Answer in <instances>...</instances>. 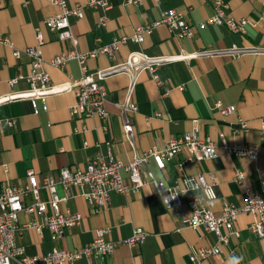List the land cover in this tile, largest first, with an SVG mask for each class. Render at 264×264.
<instances>
[{"label":"crops","instance_id":"crops-1","mask_svg":"<svg viewBox=\"0 0 264 264\" xmlns=\"http://www.w3.org/2000/svg\"><path fill=\"white\" fill-rule=\"evenodd\" d=\"M107 1L109 7L105 9L89 7L86 0H67L70 7L82 5V17H69L81 51L93 48L97 43L96 37L100 43H108L115 37L129 36L137 25L157 21L161 12L167 9L182 12L192 24L213 13L210 0H140L129 4L125 0ZM224 1L228 4V14L252 19L256 24L247 25L244 33L232 32L223 25H207L196 28L193 37L180 39L164 24H158L141 43L127 39L121 44L116 60L105 55L88 59V71L124 61L131 51L136 50L159 57L205 48L264 46V0ZM55 12L56 7L47 0H0V31L8 35L14 47L20 50L18 56H13L10 48L0 44V96L11 91H25L28 86L21 78L10 89L7 79L29 73L30 57L23 49L37 43L34 27H39L43 34L44 41L40 47L52 84H63L80 76L76 59H70L61 68L49 63L51 58L71 48L68 40H58L56 32L43 23ZM100 15L106 16V23L97 29ZM156 74L169 87L166 94L162 95L163 86L155 83L149 71L142 70L137 74L132 92L137 110L131 114L134 146L124 137L118 106L130 81L126 72L113 73L104 79V106L109 114L106 120L71 116L70 107L75 101L72 89L49 95L46 98L47 109L37 114L33 113L27 98H12L0 103V185L4 181L23 183L30 170L40 181L43 174L56 172L59 167L84 166L97 145L104 152L109 148L122 163L132 159L134 150L143 152L151 147L163 148L171 137L180 136L185 131L194 130L202 137L208 136L219 146L216 157L189 161L183 166L179 163L185 152L166 159L163 168L150 158L142 171L146 184L141 190L127 196L111 192L107 204L98 213H92L85 198L77 194L86 187L72 188L75 195L62 202L60 208L62 211L79 212L80 222L66 227L57 242L50 239L46 228L41 234L30 227L22 228L16 234V243L26 254H42L53 246L66 249L80 247L90 241L95 229L100 227L108 228L106 238L112 241L125 239L135 227H141L147 234L138 245L120 244L111 255L82 257L74 264H225L232 254L243 256V264H264V237L250 231L253 217L245 212L238 214L235 221L238 235L230 236L229 242L222 245L219 256L206 257L199 263L191 262L188 257L191 247H210L216 242V235L203 227L195 230L184 225L183 219L189 215L185 199L180 206L167 208L151 182V177H156L158 181L171 185L183 174L213 175L216 211L223 201L237 205L244 202L243 185L234 178L237 170L243 173L247 184L258 188L259 179L264 178V140L259 132L264 125V51L175 59L159 65ZM218 100L225 106L234 105L235 111L221 114L215 107ZM39 104L41 106V101ZM238 118L246 121L247 130L239 129ZM219 132L224 133L230 144L257 145L255 160L226 153L220 147ZM122 174L127 175L124 170ZM57 192L64 195L60 186H57ZM188 194L195 193L190 191ZM46 196L42 189L41 197ZM32 218V214L21 211L18 224Z\"/></svg>","mask_w":264,"mask_h":264},{"label":"built area","instance_id":"built-area-1","mask_svg":"<svg viewBox=\"0 0 264 264\" xmlns=\"http://www.w3.org/2000/svg\"><path fill=\"white\" fill-rule=\"evenodd\" d=\"M56 7V12L43 20L44 25L51 31L56 32L60 41L68 40L71 48L54 56L50 59V65L61 68L65 66L70 59H76L80 71L78 78H71L69 82L63 84H52L49 73L44 67V57L40 45L44 38L39 27H34V35L37 43L25 47L23 51L30 57V71L23 76L17 74L7 79V86L12 89L19 79L24 78L27 82L25 91H11L6 96H0V103L12 98H27L34 114L40 110L47 109L46 98L54 93L72 89L75 94V101L70 107L71 116L80 118L98 117L101 120L108 118V111L104 106V97L106 86L104 79L113 73L126 72L129 74L130 81L125 90V97L121 103H118L122 117V130L125 139L131 146H134L135 130L131 120V114L136 112L137 105L132 100V92L139 71L147 70L152 75L158 86H163L166 94L169 87L164 85L163 81L157 77L156 69L159 65L175 59H191L202 55H211L214 53H240L244 51H264V46L253 47H231L227 49L205 48L193 50L191 52L182 51L172 56L151 57L142 50L131 51L124 61H115L106 68L97 69L89 72L87 61L91 58H97L105 55L112 60H116V54L121 44L127 39L133 42L141 43L144 36L152 31L158 24H164L169 31L178 39L191 38L196 28H204L207 25H223L235 33H244L247 25H255L256 21L239 17L235 18L227 13L228 4L224 0H210L213 13L198 23L188 22L182 12L167 9L161 12L157 21L137 25L132 33L113 38L108 43H100L99 37H96V45L88 50L81 51L78 48V37L71 30L69 17L71 15L82 17L83 10L81 4L72 7L68 5L67 0H47ZM140 0H125L126 3H138ZM87 6L96 8H108L107 0H86ZM106 23V16L100 15L96 27L100 29ZM0 44L12 50L13 56H18L20 50L15 48L11 38L0 31ZM181 86H179L180 88ZM41 101V106L39 104ZM215 107L221 114H230L235 111L234 105L225 106L221 101L215 102ZM159 115V112H156ZM10 124L11 120L8 121ZM239 129L247 130V123L244 119L238 118ZM103 128H106L104 125ZM261 139L264 140V125L260 128ZM221 141L220 147L229 154L237 157H248L255 160L258 154L257 145L230 144L226 140L223 132H219ZM84 145L87 142L84 141ZM218 145L210 137L200 136L196 131H185L180 136L171 137L163 148L151 147L146 151L138 152L134 150L132 159L127 163H122L116 159L112 151L108 148L104 152L100 145L94 154L87 160L84 166L70 168L62 166L56 172L45 173L40 181L33 171H27L26 179L23 183L16 184L4 181L0 185V264H74L82 257H100L104 258L111 255L115 248L120 244L127 246L138 245L146 236L147 232L141 227H135L129 237L112 241L106 238L107 227L95 229L94 237L80 247L66 249L53 246L49 251L28 255L23 247L16 243V234L25 227L33 228L38 234L47 229L50 239L57 242L62 238L64 229L68 226L78 224L81 220L79 212L62 211L60 204L65 202L68 197L74 196L72 188L86 187L77 194L83 196L87 201L90 211L98 213L108 202L111 192L121 193L125 196L137 193L146 184L142 176L145 164L152 158L158 167H164V161L175 156L179 152H185V157L179 165L183 166L189 161H202L212 159L218 154ZM124 170L127 175L122 174ZM205 177L213 186L215 179L213 175L206 176L203 173L194 175L183 174L180 179L173 184L165 186L180 189L185 187V181L189 177ZM235 180L243 185L244 202L241 205L229 201H223L219 211L215 210V197L211 201L203 198L196 203V194L178 195L170 200L167 207L161 194L168 196L169 193L162 187H154L156 194L160 197L162 203L167 207L180 206L185 199V204L189 209V215L183 219L184 225L195 230L200 227L206 228L216 235V242L210 247H191L189 251V260L193 263H199L202 259L209 256H219L222 251V245L229 242L231 235H238L235 229V221L240 213H249L253 220L249 229L258 237H264V178L259 179L258 188L247 184L244 175L237 170L234 174ZM153 184V178L151 177ZM57 186H60L64 195H59ZM47 194L45 198L41 197V190ZM25 212L32 214L33 218L23 224H18V213ZM129 264H135L130 262Z\"/></svg>","mask_w":264,"mask_h":264},{"label":"clouds","instance_id":"clouds-1","mask_svg":"<svg viewBox=\"0 0 264 264\" xmlns=\"http://www.w3.org/2000/svg\"><path fill=\"white\" fill-rule=\"evenodd\" d=\"M185 187L182 189H176L165 186V184L159 182L156 177H153V187H162L164 191L169 193L168 196L161 194L163 203L168 207L169 202L175 199L178 195L186 194L189 190L196 194V203H199L203 198H208L209 201L214 199L215 193L212 184L203 176L199 178L189 177L186 179ZM244 257L237 256L235 254L229 255L225 264H243Z\"/></svg>","mask_w":264,"mask_h":264}]
</instances>
